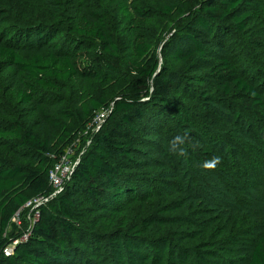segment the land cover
<instances>
[{
	"label": "trees",
	"instance_id": "16d2710c",
	"mask_svg": "<svg viewBox=\"0 0 264 264\" xmlns=\"http://www.w3.org/2000/svg\"><path fill=\"white\" fill-rule=\"evenodd\" d=\"M60 2L63 0H55L54 4L61 5ZM185 2L184 11L190 12L192 23L184 27L180 37L184 46L173 52L170 67H162L152 44L136 30L140 23L134 24V13L122 1H117L124 18L121 22L131 27L121 29L120 33L116 32L120 24L115 30L101 12L83 10L75 17L69 16L67 22L53 9L35 27L18 25L0 37V58L13 68L20 83L17 92L20 104L31 114V123L22 134L21 127L8 130L0 126V150L9 151L2 139L11 131L18 135L26 156L39 157L37 167L14 161L0 167V248L19 211L52 192L49 173L53 158L65 155L72 142V131H79L80 124L89 125L95 112L111 109L106 123L91 133V143L78 159L63 191L38 208L27 237L14 246L10 256L0 257V264H82L81 254L99 257L106 248L113 264H227L220 250L207 242L187 247L188 235L178 232L171 238L147 235L155 223H169V214L181 209L182 204L167 205L155 217L133 218L135 206H143L153 196L148 186L140 191L142 186L133 165L136 157H145L141 150L149 149L138 142L140 123L149 109L176 116L179 127L205 139L209 138L207 129L220 123L219 116L210 110L196 115L174 98V90L187 88V93L203 100L207 107L219 98L236 95L258 115L264 113L263 93L240 73L237 63L217 53L234 28L247 32L250 20L264 18V0H207L196 11L195 0ZM133 9L138 17L151 16L153 10ZM166 10L172 12L173 7ZM61 35L66 36L64 42L59 39ZM249 38L260 46L264 42L261 36ZM123 50L136 56L134 72L144 84L123 83L119 84L120 89L145 91L146 98L117 100L113 107L101 95L89 100L82 97L77 102L78 109L72 113L65 106L66 99L56 92L62 89V83L75 78H100L105 69L116 70L113 62L121 58ZM175 75L180 77L179 81ZM147 80L152 81V86L146 85ZM208 84H212L214 92L206 89ZM258 115L249 124L245 120L242 124L240 113L236 112L231 121L238 127L242 124L244 132L248 126L250 136L254 137L252 130L262 120ZM72 116L77 122L75 127L70 125ZM43 126L60 133L54 139L45 138ZM227 137L225 144L243 152L242 158L248 163L246 167H238V175L264 176V150L250 141L239 142V146L237 140ZM201 150L215 156L209 147ZM161 156L168 163L173 158L170 153ZM192 156L198 162L196 151ZM223 171L229 174L227 168ZM244 264H264V232Z\"/></svg>",
	"mask_w": 264,
	"mask_h": 264
},
{
	"label": "rangeland",
	"instance_id": "374dc122",
	"mask_svg": "<svg viewBox=\"0 0 264 264\" xmlns=\"http://www.w3.org/2000/svg\"><path fill=\"white\" fill-rule=\"evenodd\" d=\"M54 1L0 0V37L18 25L35 27L34 24L42 21L46 13L50 14L53 9H57L62 14L61 19L67 22L69 16L75 17L83 10L101 12L115 30L120 24V29L116 31L120 33L121 29L131 27L121 22L124 18L118 9L117 1H122L134 13V24L137 26V23H140L136 30L142 32L152 44L162 67H170L173 52L178 46H184L180 41L184 27L192 23L190 12L187 9L184 11L187 5L184 0H63L61 5L54 4ZM206 1L195 0L193 10H199ZM134 7L153 9L152 15L138 17ZM166 7H173V11L168 12ZM233 31L228 35L226 42L218 47L217 53L228 56L237 63L240 73L252 81L264 96V42L260 46L249 38L250 35L264 38V18L250 20L247 32H240L235 28ZM65 37L61 35L59 39L64 42ZM136 59L135 55L123 50L121 58L113 62L116 70L105 69L100 78H75L63 82L62 89L56 92L66 99L65 106L69 107L72 113L78 109L77 102L82 97L89 100L101 95L113 107L117 100L142 101L146 98L145 91H124L119 86L123 83L143 86L142 79L134 72L133 60ZM175 78L177 81L180 79L177 75ZM17 79L13 68L7 67L6 62L0 58V105L3 110L0 112V126L8 130L21 127L22 134L31 123V114L20 104L17 96L20 83ZM145 83L149 86L153 84L151 80ZM206 89L215 91L212 84H208ZM187 91V88H181L179 92L174 90L173 96L179 103L186 104L196 115L210 110L219 116L220 123L207 129L209 138L206 139L188 130V140L184 146L187 156H179L170 151L169 142L174 136L184 134L186 130L178 126L176 116H165L159 111L149 109L140 123L141 132L138 136L140 146L148 145L149 149H142L141 155L145 157H136L133 165L139 175L138 183L142 186L140 191L148 186L153 196L152 200L145 202L143 206H135L133 218L142 220L148 216L155 217L158 210L167 205L182 204L181 209L169 214V223H155L147 235L154 238H171L178 232L188 235L185 245L189 248L204 241L220 250L225 263L238 261L239 264H244L258 237L264 232V176L254 173L250 174L251 176L238 175V167H246L248 163L242 158L243 152H236L237 148L226 145L225 139L230 135L237 140L239 146V142L250 141L264 150V113L258 115L236 95L219 98L220 100L207 107L203 100L195 99L192 93ZM101 112L106 116L102 121L98 119ZM236 112L240 113L242 124L244 120L249 124L256 114L262 118L252 130L254 137L250 136L248 126L244 127V132L241 129L242 124L238 127L231 121ZM95 113L89 125L80 124L79 131H72V142L66 148L65 155L70 163L78 161L91 143V133L106 123L111 109L103 108ZM76 123L72 116L70 125L75 127ZM59 133L58 129L42 127L45 138L54 139ZM2 140L7 143L6 149L9 151L0 150V167L10 161L31 168L37 167L39 157L26 156L19 145L18 135L10 131V135ZM205 146L211 148L215 156L221 157V163L213 171L200 167L204 161L214 156L203 154L201 147ZM193 151L199 156L198 162L193 159ZM162 153H170L173 156L169 163L161 158ZM53 161V166H56L62 163L63 158H53ZM224 168L228 169L229 174L223 171ZM53 191L54 189L48 197L38 198L19 211L3 237L4 246L0 248V257L10 256L14 246L27 237L38 216L39 203L44 204L52 199ZM79 257L82 264H113L107 248L99 257H91L87 253Z\"/></svg>",
	"mask_w": 264,
	"mask_h": 264
},
{
	"label": "built area",
	"instance_id": "2783aa9c",
	"mask_svg": "<svg viewBox=\"0 0 264 264\" xmlns=\"http://www.w3.org/2000/svg\"><path fill=\"white\" fill-rule=\"evenodd\" d=\"M105 117L106 116L103 112L99 113V115H98V119L100 121L104 120ZM65 155H66V153H65ZM65 155L63 157H61V158H63L62 163L57 164L56 166H53L50 170V173H49L50 174V184H51L52 189H54V191H53L54 193L51 194V196L53 198L56 197L57 195H59L63 191L66 182H68L71 179L74 167L76 166V164L78 162V161H76L75 163H70L68 160H66ZM64 161H66V162H64ZM36 200H38V198L33 200V201H36ZM33 201L29 202L28 204H32ZM42 204L43 203L40 202L39 206H41Z\"/></svg>",
	"mask_w": 264,
	"mask_h": 264
},
{
	"label": "clouds",
	"instance_id": "9594fccd",
	"mask_svg": "<svg viewBox=\"0 0 264 264\" xmlns=\"http://www.w3.org/2000/svg\"><path fill=\"white\" fill-rule=\"evenodd\" d=\"M188 140V134L185 132L184 134H178L172 138L169 142V149L173 154L179 156H187L186 148L184 147ZM221 163L220 156H213L211 159L204 161L200 167L202 169L213 171L217 168V166Z\"/></svg>",
	"mask_w": 264,
	"mask_h": 264
},
{
	"label": "water",
	"instance_id": "95a60500",
	"mask_svg": "<svg viewBox=\"0 0 264 264\" xmlns=\"http://www.w3.org/2000/svg\"><path fill=\"white\" fill-rule=\"evenodd\" d=\"M158 72H159V71H158ZM77 164H78V162H77ZM77 164H76V166H77ZM76 166L74 167V170H75ZM74 170H73V172H74Z\"/></svg>",
	"mask_w": 264,
	"mask_h": 264
}]
</instances>
